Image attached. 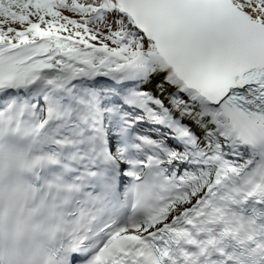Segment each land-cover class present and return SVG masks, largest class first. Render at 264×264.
<instances>
[{
  "label": "snow or ice",
  "instance_id": "1",
  "mask_svg": "<svg viewBox=\"0 0 264 264\" xmlns=\"http://www.w3.org/2000/svg\"><path fill=\"white\" fill-rule=\"evenodd\" d=\"M0 264H264V0H0Z\"/></svg>",
  "mask_w": 264,
  "mask_h": 264
}]
</instances>
